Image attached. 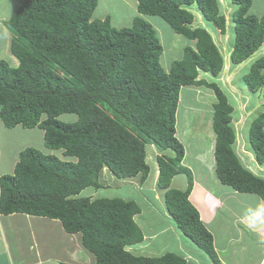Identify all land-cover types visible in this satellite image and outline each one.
Segmentation results:
<instances>
[{"label": "trees", "instance_id": "trees-1", "mask_svg": "<svg viewBox=\"0 0 264 264\" xmlns=\"http://www.w3.org/2000/svg\"><path fill=\"white\" fill-rule=\"evenodd\" d=\"M230 1L235 35L229 60L239 65L263 44L264 15L248 14L252 0ZM96 6L97 0H23L4 22L17 65L0 59V122L7 129H39L43 146L60 157L33 147L19 151L13 173L0 176V214L59 220L66 233L81 235L95 264H187L174 253L143 257L126 251L143 240L133 220L140 212L134 201L80 196L88 187L104 188V168L116 185L126 187L137 177L143 184L150 171L146 146L152 145L160 153L155 186L163 192L173 224L212 264H220L213 237L189 201L193 176L182 165L185 151L175 129L182 87L213 92V158L219 183L264 201V179L246 169L233 150V108L227 97L216 83L198 77H217L223 58L205 29L191 27L193 15L185 8L195 6L204 21L224 34L218 0H137L138 16L120 29L112 27L109 16L92 20ZM143 16L160 18L173 33L194 41L167 71L160 65L156 31ZM243 82L264 99V57L250 65ZM63 114L76 116V121L62 122ZM263 128L264 112L251 122L247 136L259 166H264ZM168 150L174 156L162 153ZM180 174L185 188H171Z\"/></svg>", "mask_w": 264, "mask_h": 264}, {"label": "rangeland", "instance_id": "rangeland-1", "mask_svg": "<svg viewBox=\"0 0 264 264\" xmlns=\"http://www.w3.org/2000/svg\"><path fill=\"white\" fill-rule=\"evenodd\" d=\"M12 1L0 0V15L4 13L8 16L7 19L17 9L13 7L16 3ZM120 1L121 0H97L98 3L94 13L92 14V20H101L97 18L103 13L104 17L106 15L110 17L113 28L120 29L129 27L132 16L134 15L132 6L129 5V7L126 8L124 3ZM230 2V0H218L219 12L224 16L226 21V31L224 34H220L210 22L204 21L201 14L197 12L198 10L195 6H191L188 8V10L192 15H194L191 27H202L205 29L212 37L223 58V68L217 77H212L210 74L206 73H200L198 77L209 83H216L223 91L228 102L233 108L230 126L232 127L236 136L233 144V150L236 153L237 148H241L242 144L248 147L247 136L250 124L261 113L264 112V99L262 98L261 93H251L245 87L243 82V76L247 73L250 65L257 58L264 57V41L261 49L257 53H254L245 62L239 65H233L230 62L229 53L231 51L235 35L234 24L232 21V12L235 10V7L233 8L231 5L232 3ZM227 5L230 7L229 10H227ZM146 19L157 32V37L162 47L160 65L165 71H167L172 61L179 60L181 58L180 56L182 54L183 48L187 46L193 47L194 42L173 33L168 25L160 18L146 16ZM214 101V95L210 89L196 86L182 87L179 92L175 129L176 138L183 145L185 151V162H183L182 165L185 167L188 166L191 173L194 175L193 182H199V184L204 185L211 190L212 193L209 195V197L212 202L210 199L207 200L210 204H213L214 200L216 201L215 213L217 218L221 219L223 222H227L228 218L230 217L236 218L237 216H240L242 218L248 211H250V209L247 207L249 202L253 203L255 208L258 206V201L260 200L262 202V200L255 195L240 194L237 192H235L234 195L228 197L225 192L230 193L232 190L221 185L215 177L214 158L210 149L214 141V134L211 127ZM59 120L65 123H71L76 121V116L63 114L59 116ZM20 127L21 126L15 129V133H25L26 130H29L28 133L31 134V136L27 138L33 139L29 141L30 145L26 147H33L44 154H53L57 157H60L59 152L50 151L43 146L42 132L39 129L34 128L23 130V128L21 127V129ZM31 130H33L32 133L30 132ZM17 135H14L13 139L21 140L22 137L20 139V135ZM153 151L158 152L154 146H146L147 164L150 168V171L148 178L143 184L140 183V179L137 177L130 179L128 183H126L127 188L118 187L116 184L107 183L109 185L107 188L98 190L88 187L80 193V196H86L93 199L116 197L123 198L125 201H134L139 207H141L142 204L145 203V201L148 202L147 200L151 199L152 194L155 193V200L157 203H159L160 207H162L164 204L163 192L157 189L154 183V174H157L158 167L155 157L156 154ZM162 153L168 157L174 156V153L169 150ZM159 154L160 153H158V155ZM198 155H202L204 158L202 156L198 158ZM205 163L206 167L203 166ZM241 163L254 175H259V177L261 176V174L258 172V168H256L255 165H251L250 162L248 163V160L243 162L241 161ZM209 167H211V169ZM104 170L101 173V179L105 176ZM262 173H264V171ZM261 178H263V176ZM171 184V188L183 190L186 186V178L184 175L180 174L172 179ZM224 194L227 197L224 196ZM219 202L223 203L222 207H219ZM229 203L231 205H228ZM226 205H228L233 211L228 209ZM225 210L227 212H225ZM213 211H211V213H213ZM230 213H234L235 215L229 216ZM240 228L245 232V234L250 235L248 229H245L244 226H241ZM168 246L171 248V244ZM175 247L176 244H173L172 248L175 249ZM245 247L247 248L248 257L256 260L255 257H258L260 249L257 248L256 245L250 244V241L245 243ZM234 250L235 254L243 253V250H240V246L235 247ZM201 255L202 258H200L199 264H212L209 258L204 256L202 252ZM190 261H192V259Z\"/></svg>", "mask_w": 264, "mask_h": 264}, {"label": "crops", "instance_id": "crops-1", "mask_svg": "<svg viewBox=\"0 0 264 264\" xmlns=\"http://www.w3.org/2000/svg\"><path fill=\"white\" fill-rule=\"evenodd\" d=\"M21 1L23 0H13L12 2L16 3L13 7L16 9ZM120 2H123L126 8L129 5L132 6L134 13L131 19L132 23L133 18L138 16L136 10L137 0H121ZM231 5L233 8L235 7L233 4ZM190 7L185 9L188 10ZM229 9L230 7L227 5V10ZM197 12L201 14L199 10ZM248 14L257 18L264 15V0H252ZM7 17L4 13L0 15V59L15 67L17 62L12 58L8 49L10 34L4 25ZM105 17L102 13L97 19L102 20ZM143 19L147 21L144 16ZM17 127L6 129L0 122V176L13 173L14 165L18 160V152L29 146V141L33 140L27 138L31 136L28 133L29 130H26L25 133H15ZM30 132L32 133L33 130ZM17 134L20 135V139L22 137L21 140L13 139V136ZM210 149L212 153V146ZM236 154L242 162L248 160V163L255 165L261 174L260 177L263 176L264 178V173H262L264 166H259L253 161L249 145L247 147L242 144L241 148H237ZM201 156L198 155V158ZM183 162H185V159ZM203 166L206 167V163ZM186 167L188 168V166ZM209 168L211 169V167ZM192 176L194 177L193 174ZM105 178L113 183L110 176H105ZM120 184L118 183L117 186L120 187ZM231 192H225V194L228 197L235 194L234 191ZM211 193L209 188L194 181L189 201L197 209L200 220L213 237L214 249L220 264H264V201L259 200L258 206L255 208L253 203L249 202L247 207L250 211L242 218L240 216L230 217L227 222H223L216 216V201L214 200L213 204H210L207 200L210 199L209 195ZM225 194L224 196H226ZM152 197L153 202L152 198L148 199V202L145 201L139 207V214L133 219L142 232L143 240L139 244L127 247L126 250L134 256L143 257H157L166 253H174L185 259L187 264H199V260L202 258L201 251L175 227L164 204L160 207L159 203L156 202L155 193L152 194ZM228 205H226L227 208L232 210ZM222 206L223 203L219 202V207ZM257 210L261 211L262 222H257L251 217V213ZM225 212L227 211L225 210ZM232 215L235 214H229V216ZM241 226L248 229L250 235L245 234L240 228ZM80 236L79 233H66L59 221L50 220L47 217H34L20 213L0 214V264H94V258L83 248ZM249 241L250 244L256 245L260 249L258 257H255L256 260L248 257L245 243ZM169 244H171V248L168 246ZM173 244H176L175 249L172 248ZM238 246H240V250H243V253L235 254L234 248ZM189 259H192L193 262Z\"/></svg>", "mask_w": 264, "mask_h": 264}, {"label": "clouds", "instance_id": "clouds-1", "mask_svg": "<svg viewBox=\"0 0 264 264\" xmlns=\"http://www.w3.org/2000/svg\"><path fill=\"white\" fill-rule=\"evenodd\" d=\"M21 2H23V1H21ZM20 2V3H21ZM19 3V4H20ZM18 7V6H17ZM194 42V41H193ZM191 47V46H190ZM182 55V54H181ZM214 134V133H213ZM236 139V138H235ZM214 140H215V135H214ZM213 148H214V141H213V145H212V151H213ZM235 152V151H234ZM158 153L159 152H157L156 153V155H155V157L158 155ZM213 153V152H212ZM252 153V152H251ZM236 154V153H235ZM237 155V154H236ZM252 155H253V153H252ZM185 156V155H184ZM239 158V157H238ZM241 161V160H240ZM253 161H255V159H254V155H253ZM182 163H183V161H182ZM255 163H256V161H255ZM257 164V163H256ZM185 167V166H184ZM104 169H106V170H104ZM104 169H102V170H104V172H105V176L107 177V176H110L112 179H113V183L111 182V181H109L107 178H105V176L101 179V183H102V185L104 186V188H107L109 185L107 184V183H112V184H115L114 183V177H113V175L111 174V172L107 169V168H104ZM188 169V168H187ZM250 171V170H249ZM157 175H158V172H157V174H156V176H155V181H154V183L156 184V178H157ZM127 180H125V181H123L122 183H125ZM121 183V182H120ZM118 185V184H117ZM116 185V186H117ZM120 187H123L122 186V184H120ZM233 191V190H232ZM123 199V198H122ZM136 216V215H135ZM134 216V217H135ZM251 217H252V219L253 220H255V221H257V222H262L261 221V211L260 210H257V211H255V212H253V213H251ZM50 220H55V219H50ZM57 221H59V220H57ZM60 222V221H59ZM60 224H61V222H60ZM61 226H62V224H61ZM127 248V247H126ZM127 251V250H126ZM128 252V251H127ZM130 253V252H129ZM131 254V253H130ZM133 255V254H132ZM94 264H95V260H94Z\"/></svg>", "mask_w": 264, "mask_h": 264}, {"label": "bare ground", "instance_id": "bare-ground-1", "mask_svg": "<svg viewBox=\"0 0 264 264\" xmlns=\"http://www.w3.org/2000/svg\"><path fill=\"white\" fill-rule=\"evenodd\" d=\"M63 229V228H62ZM69 234V233H68Z\"/></svg>", "mask_w": 264, "mask_h": 264}]
</instances>
